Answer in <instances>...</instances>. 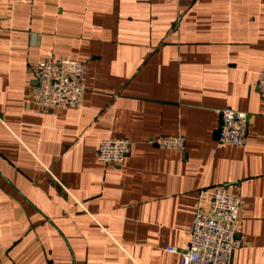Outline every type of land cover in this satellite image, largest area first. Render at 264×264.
I'll use <instances>...</instances> for the list:
<instances>
[{
    "label": "crops",
    "instance_id": "1",
    "mask_svg": "<svg viewBox=\"0 0 264 264\" xmlns=\"http://www.w3.org/2000/svg\"><path fill=\"white\" fill-rule=\"evenodd\" d=\"M52 55L86 64L82 104L35 114ZM263 67L264 0H1L0 264H181L221 184L242 197L230 264H264ZM223 107L249 115L243 146L219 145ZM176 134L183 153L152 142ZM107 137L123 165L98 161Z\"/></svg>",
    "mask_w": 264,
    "mask_h": 264
},
{
    "label": "built area",
    "instance_id": "2",
    "mask_svg": "<svg viewBox=\"0 0 264 264\" xmlns=\"http://www.w3.org/2000/svg\"><path fill=\"white\" fill-rule=\"evenodd\" d=\"M1 5V0H0ZM35 86L32 102L35 114L66 108H79L85 91L86 64L80 60L49 56L34 68ZM254 87L264 101V67L259 71ZM219 115V145L243 146L249 136V115L231 107L216 109ZM157 147L183 153L186 139L181 134L159 135L152 141ZM127 138L107 137L98 144L97 159L105 165L121 166L131 149ZM238 185L216 186L210 193L209 208L199 203L189 230V245L181 255V264H230L239 247L238 223L242 210ZM171 253L176 247H167Z\"/></svg>",
    "mask_w": 264,
    "mask_h": 264
}]
</instances>
